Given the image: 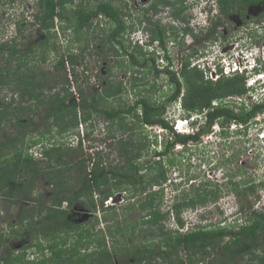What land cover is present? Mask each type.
I'll return each instance as SVG.
<instances>
[{"label": "trees", "instance_id": "16d2710c", "mask_svg": "<svg viewBox=\"0 0 264 264\" xmlns=\"http://www.w3.org/2000/svg\"><path fill=\"white\" fill-rule=\"evenodd\" d=\"M256 1L258 0H245V3L248 5ZM222 2L230 4V0ZM41 5L45 6L44 15L38 14V22L50 28L54 26L58 1L41 0ZM113 10L111 6L100 5V11L110 13ZM97 12L99 10L83 11L84 16L76 25L78 39H82L84 26L90 28V16ZM73 25V21L69 19L63 27ZM122 25L124 33L129 31L130 27L133 30L132 25L128 26L125 22ZM164 33L154 31L152 39H158L159 45L167 49V35ZM52 38L47 36L40 42L42 61L47 58L50 48H59L57 38L55 41H52ZM109 40L112 42L115 38L110 37ZM117 42L122 43V40ZM132 46L133 51L129 49ZM112 48L119 55V51L114 46ZM33 51L34 49L29 48L21 53L9 42L1 44L0 55L6 59L7 64L0 68V93L4 89H11L13 67L10 64L12 60L17 59L18 66L14 74H17L19 80L16 88L12 89L20 90L22 100L17 105L14 101L7 100L0 106V126L6 123L17 129L16 133L8 130L3 138L0 137V203H18L17 198H20L22 205L17 223L12 222L9 216L4 217L0 207V219L7 222L5 227H0V264H157L159 259L164 264H198L203 263L204 256L230 244L235 235L239 236V233L244 232H250L251 240L245 264H264V210L254 208L253 202H250L246 209L241 208L239 216L231 222L238 230L230 237L234 227H225L220 223L195 224L192 229L186 231L171 230L166 226V221L174 214L179 228H183V211L216 200L221 194V185L216 184L219 187H215L210 181H202L197 186H191L189 191L182 192L183 198L176 199L169 210L162 209L165 200L164 185L169 180L164 158L177 144L187 146L190 141H199L201 136L211 132L217 123L222 127H225V123L233 121L247 124L264 112V102L251 103L250 106L243 104L240 111L236 110V106L223 102L229 96L248 92L246 75L221 76L217 80L206 78L200 67L192 65L191 59L195 57L193 53L184 55L183 65L179 70L173 68L172 58L165 53L168 64L161 67L157 63L159 56L155 55V51L146 50L137 42L132 44L129 35L125 33L124 54L129 60V65L144 72L142 76H136L131 85L139 86L144 80L151 83L150 91L156 92L159 88L156 79L149 82L146 78L149 73L156 77L164 73L172 88L163 101L139 90L141 95L133 104H126L117 109L113 105H103L107 99L124 96L128 89L124 79L114 80L108 76L103 82V92H85L83 88H79V101L75 98L70 101L73 91H69L68 87H63L53 94L46 93V90L55 88L50 79L52 73L39 74L32 71L28 78L22 75L23 59ZM77 58L73 53H63L55 67L57 70H65L70 63L75 68ZM116 61L124 69V59ZM180 96L184 109L188 111L187 116L193 112L205 116V123L192 134L176 131L166 117L168 106ZM42 107H46L47 112L40 120V125L46 129L38 130L33 127L34 114ZM95 117H105L113 123L116 122L119 128L124 129L119 130L122 135L133 136L130 144L124 143L122 138L119 139V149L125 157V162L107 164L100 150L96 151L98 160L92 155L76 163L68 160L69 148L59 142L62 136L74 132L82 122ZM154 125L166 129L172 139L162 141L163 148L155 150L157 158L144 165L141 158L150 153L148 135L145 133L147 130L136 129ZM28 127H32V130H28ZM87 134L89 135L88 132ZM136 134L142 137H136ZM45 137L57 139L50 148L43 151L45 160H35L29 150ZM77 146L83 147L81 138H78ZM87 161L92 162L90 168ZM43 162L46 164L43 165ZM39 177L45 178L48 185L53 187V191L48 195L51 199L49 203L43 197L44 194H35ZM229 183H233L232 180ZM238 185L240 182H237ZM157 186L158 188H154ZM255 191L256 186L251 185L238 194H251ZM118 192H125L130 200L135 199L124 205V224L120 217L122 212L117 211L116 204L104 205L105 201ZM99 201L102 203V216L97 214ZM64 202L68 205L63 206ZM137 210L145 212L142 219L128 220V214ZM247 210H250V216L240 221L247 214ZM78 213H90L91 216L78 222L75 221L79 218ZM103 222L108 224L107 229H96ZM141 231H145L142 233L143 240L136 241L135 238L141 236ZM30 233L32 237L29 238ZM6 236L8 239L28 237V243L15 249L7 243L4 251L2 248H5ZM109 238L113 240L112 246L109 244Z\"/></svg>", "mask_w": 264, "mask_h": 264}, {"label": "rangeland", "instance_id": "374dc122", "mask_svg": "<svg viewBox=\"0 0 264 264\" xmlns=\"http://www.w3.org/2000/svg\"><path fill=\"white\" fill-rule=\"evenodd\" d=\"M14 1V0H13ZM14 5H10L9 0H0V43L9 42L10 40H16V48L21 51V53L28 47L34 49L33 52L28 54L23 59V70L22 73L25 76H30L32 71L35 73L42 74L43 72L52 73L51 78L52 83L55 84V90L58 91L63 87H68L69 91H73V94L70 96L69 100L75 98L76 101H79L80 94L79 88H83L85 92H94L97 93L103 92L105 85L104 80L111 76L114 80H123L124 84L127 85L128 89L124 93V96L118 97L117 99L110 98L107 99L104 107L108 105L116 106L119 109L121 106L126 104L131 105L134 103L135 99L138 98L142 91L146 95H154V98H159L163 101L168 97V94L171 92V83L166 74L162 73L159 77H156L153 73H149L146 80L149 82L156 79L157 85L159 88L156 92L150 91L151 83H146L142 81L139 83V86H132L131 83L136 76L140 77L143 75V71H138L137 69L129 65V60L127 56L123 53L122 60L124 59L125 67H116V60H120V57L116 59L113 51L109 50L107 47H110L111 43L109 41H104V47L95 46L96 43H100L101 36L103 32H99L98 36L93 35L87 29H84L82 39H78L74 35V29H65L64 32L60 34L57 38L59 43L58 50L50 48L47 52V58L41 60V50L42 46L40 42L44 37L42 33H39V22L24 23L23 15L20 14L23 10L28 9L27 4L30 2L23 0H15ZM94 0L90 1V4H93ZM34 3L33 0H31ZM86 3V2H85ZM84 3V4H85ZM88 5V2L86 3ZM34 11H39L37 6L32 7ZM256 8H259L258 6ZM200 6H195V9H189L188 14H192L190 23H186L184 26H190L192 29L191 32L184 33V36L181 38V44H178V40L173 37L167 39V49L170 57L173 59V63L176 69H180L181 63L184 59L185 54L193 53L195 57L192 58V64H197L201 70L206 69V64L203 62L205 56L210 58L207 61L212 62L218 52L222 51L223 48L221 42L224 43V46L229 45L232 41H236L235 38H229L238 35L242 32L248 34L249 28H253L252 43L256 45L257 40L260 41L261 45L264 42V37H258L260 34L264 35V23L255 22L250 25L247 24L245 27H240L234 22H227L226 26L228 27L229 32L224 34L220 32L214 33V35L206 36L204 34V18L206 14L202 12ZM257 13V10L254 11ZM253 13V14H254ZM163 16V15H162ZM136 18V19H135ZM135 21L129 17L127 21L128 26H133V30L130 27L129 31H126V35H129L132 40V44L136 42L142 45V41H145L150 32L146 33L145 30L139 31V28L145 24H141L137 21V17L134 15ZM164 24L169 22V19H163ZM150 22H146L149 25ZM173 24V22H171ZM170 23V24H171ZM239 23V22H238ZM19 25L21 28L18 29ZM179 27L183 26L178 21L176 24ZM169 26V25H168ZM243 26V24H241ZM171 27V26H170ZM179 27H176V30L179 31ZM236 27V28H234ZM206 29V28H205ZM173 29H170V32ZM182 32V31H181ZM203 33V34H202ZM106 34V33H104ZM198 36V37H197ZM227 37V39H224ZM55 41V38L51 39ZM256 40V41H255ZM249 41V40H247ZM143 43H146L143 42ZM251 44V45H253ZM258 45V44H257ZM107 46V47H106ZM152 47H147L151 49ZM133 51V46L129 47ZM5 54L7 51L4 52ZM20 52L18 55L21 54ZM73 53L77 58V64L75 68L69 63L66 69L57 70L56 64L58 59L62 54ZM203 56V58H200ZM164 62L159 58L161 65H165L166 58H163ZM5 59L0 57V66H3ZM17 59L12 60L11 65L14 66L17 63ZM106 62L107 64H104ZM192 66V65H191ZM29 68V69H28ZM108 69V70H107ZM211 77L210 75L206 78ZM15 82H18L15 79ZM12 85H15L12 84ZM16 87V85H15ZM248 92L242 95L229 96L223 100L225 104L236 106V110L240 111L241 105H251V102L258 101L261 102L264 100V95L260 92V85L256 82L253 86H247ZM50 93V91H49ZM0 100L10 97V90L4 89L1 91ZM169 107V106H168ZM82 111V110H81ZM47 108L42 107L37 113L34 114V124L33 127H36L38 130H45L46 127L40 125V120L46 115ZM188 111L182 109L176 115L167 114L166 117L175 125L177 118H187ZM195 112L191 113L190 116H193ZM176 116V117H175ZM205 121V116L203 117ZM185 125V122L184 124ZM118 123L107 120L105 117H95L92 120L82 122L79 125V128L72 133H66L62 136V140L59 141L63 143L65 148H69L68 160L71 163L79 162L84 157L87 158L90 155L94 159L98 160L99 155L96 154V151L100 150L102 156L106 163L117 164L118 162H125V157L122 155L119 147V139L122 138L125 142H130L133 136L122 135L119 130H124L119 128ZM175 128V127H174ZM29 130H32V127H28ZM11 130L16 133L17 130L14 127H10L3 123L0 126V137L3 138L5 133ZM136 130H147V139L149 140L150 153L141 158V162L144 165L152 163V161L157 158L155 150H161L162 141H169L172 139L169 132L162 128L159 125L148 126L145 129L140 128ZM185 134H192L197 131V129L192 128V126H181V130H176ZM89 133V135L87 134ZM264 132V112L260 113L257 118L249 121L247 124H242L240 122L233 121L231 123H225V127H222L220 124H216L211 132L205 133L201 136L199 141H190L187 146L183 144H177L174 149L164 158V166L167 170L169 180L164 185L165 189V200L162 204L163 210H169L171 204L177 199L181 200L182 192L189 191L191 186H197L202 181H210L213 186L221 185V194L214 201H209L207 204H200L194 208L185 209L182 213V218L185 221L183 228H179L177 224V219L174 214H171V218L166 221L167 229L175 230L179 229L180 231H186L192 229L195 224H217L220 223L223 226H228L230 228L234 227L231 222L234 221V214H240L241 208H247L250 202L254 203V208L258 210H264V140L260 139V133ZM113 133L115 136L113 137ZM33 134V133H32ZM136 137H142L140 135H135ZM134 136V138H136ZM83 137V147L78 148V138ZM45 137L39 143L33 145L29 152L32 150L39 149L34 155L31 153L35 160H45V157H41V153L47 148H50L55 142L56 137ZM82 139V138H81ZM147 140V142H148ZM157 140V142H156ZM130 144V143H129ZM128 144V145H129ZM78 148V149H77ZM143 152V151H142ZM145 152V151H144ZM93 159V160H94ZM89 168L92 165V162L87 161ZM45 165L46 163H42ZM79 166L80 163H79ZM233 174V175H232ZM232 180L233 183H229ZM237 182H240V185L237 186ZM251 185L256 186L255 193L246 194L240 193L242 190L248 189ZM219 187V186H217ZM154 188H158L154 187ZM53 191V187L49 186L46 179L39 177L36 187V196L44 194L45 200L50 202L48 195ZM119 194L118 201H111L110 203L116 204L117 211L122 212L121 218L123 219L124 224V205L128 204L130 201L135 199H128L125 192L116 193ZM183 195V194H182ZM98 197V194L96 195ZM18 203L15 202H6L0 203L2 210V215L4 217L9 216L11 221L17 223V216L21 210L22 201L20 198H17ZM68 203L64 202L63 206H67ZM106 206V202L104 204ZM102 203L99 201L97 214L102 216ZM245 217L240 219L244 221L250 216V210H247ZM86 212V211H84ZM83 212V213H84ZM128 212V211H127ZM74 212L72 213V215ZM79 214V213H78ZM72 215L69 217L72 218ZM145 215V212L142 210H137L131 214L128 220L133 221L134 219H142ZM78 220H86L91 215L88 214H79ZM242 223V222H241ZM249 224V223H248ZM7 222L3 219H0V227H5ZM107 223L103 222L98 226L103 229H107ZM145 230H147L145 228ZM238 228L234 227L231 231L232 233L237 232ZM106 231V230H105ZM141 236L135 238V240H143L142 233ZM250 232L239 233L234 236L232 242L226 246L219 247L218 250H215L212 254L204 256L203 263L198 264H245L248 256V247L251 244L249 237ZM32 237V233L29 234V238ZM119 238H123L119 236ZM28 237H14L8 239V236L4 238L5 248L8 243V246L11 248H19L24 244H27ZM229 240V238H228ZM109 244L113 245L112 238H109ZM116 244V242H114ZM3 246V247H4ZM33 257L32 254L30 255ZM201 257V255H198ZM157 264H164L161 259L157 261Z\"/></svg>", "mask_w": 264, "mask_h": 264}, {"label": "flooded vegetation", "instance_id": "af4514ba", "mask_svg": "<svg viewBox=\"0 0 264 264\" xmlns=\"http://www.w3.org/2000/svg\"><path fill=\"white\" fill-rule=\"evenodd\" d=\"M10 1V0H9ZM28 1V0H23ZM34 3L28 2L27 8L23 10L21 13L19 12V15H23V21L20 23L23 25L24 23L28 24L32 22L39 21L37 19L38 14L44 15V8L45 6L41 5V0H33ZM58 1L57 8L55 10L54 15V26L50 28L44 27V25L39 22V33H42L44 37L52 36L53 38H58L62 32L66 28L63 27L64 24L69 22V19H71L74 23L73 26L68 27L67 29L73 28L74 29V35H78L77 33V23L82 20V17L84 16L83 11L86 12H95L90 16V22L91 26L90 28L88 26H84L82 31L84 29H87L90 33H92L95 36H98L99 32H103V35L101 36L100 43H96L95 46L97 47H104V41H109L111 43L110 47H107L109 50L113 51L116 59L120 57V60H122L123 53H124V29L121 27L122 24L127 23L128 18L131 17L134 21V15L137 17V21H139L141 24H145L140 27V29H143L146 31V33L150 32V36L152 37L154 31L157 33L165 32L164 34L167 35V39L174 36L175 39L178 40V44H181V38L184 36V33L191 32L192 29L190 26H184L186 23H190V19L192 18V14H188L187 11L190 9H195V6H200L202 8V11L204 14H206L204 18V34L206 36L214 35V33L220 32L226 34L229 32V29L231 27H228L229 24L226 26L227 22H236V25H239L240 27H245L247 24L255 23V22H263L264 23V0H258L255 3L246 4L245 0H230V4L226 5L222 0H94L93 4H90L91 0H63L64 2L61 3L60 0ZM16 1H10V5H14ZM88 2V5L86 3ZM85 3V4H84ZM105 5V7L111 6L114 10L110 13H106L105 11H100V5ZM246 4V6H245ZM37 6L39 11H34L33 6ZM259 8H256V7ZM257 10V13H254V11ZM254 13V14H253ZM179 14V15H178ZM163 15V16H162ZM163 19H169V22L164 24ZM179 22L180 24H183V26L179 27L176 24V22ZM146 22H150L149 25L146 24ZM173 22V24L171 23ZM239 22V23H238ZM171 23V24H170ZM243 24V26H241ZM21 25H19L18 29L21 28ZM169 25V26H168ZM171 26V27H170ZM176 27H179V31L176 30ZM154 28V29H153ZM206 28V29H205ZM236 28V27H234ZM170 29H173L170 32ZM248 34H244L245 32H242L238 35L231 36L229 38H235L236 41H232L229 45L224 46V43L221 42L223 48L222 51H229V50H238V51H244L248 49H253L254 46L257 44H260V41L254 45L252 43V37L255 35L253 34V28H249ZM182 31V32H181ZM106 33V34H104ZM114 34V36H113ZM203 34V33H202ZM115 38V41H110L109 38ZM258 37H264V35L260 34ZM43 38V39H45ZM122 40V43L117 42L118 40ZM167 39L165 42V46H167ZM224 39H227V37H224ZM158 40V39H157ZM249 40V41H247ZM16 45V40H10ZM256 41V40H255ZM257 42V41H256ZM5 43V42H3ZM0 43V51H1V44ZM253 44V45H251ZM264 45V42L260 45ZM112 46L115 47L119 51V55L117 52L112 48ZM28 47L27 49H29ZM164 48V47H163ZM165 49V48H164ZM6 50V49H5ZM26 51V49L24 50ZM1 54V53H0ZM80 56V55H78ZM1 57V55H0ZM4 59V58H3ZM6 60V59H5ZM12 62V61H11ZM6 61L3 66H6ZM104 64H107L104 62ZM13 67V74L11 78V83L16 85L17 82H15V79L19 80L17 78V74H14V72L17 70L18 61L17 63L12 66ZM116 67H122L121 64L115 63ZM2 66H0L1 68ZM123 68V67H122ZM22 70V69H21ZM108 70V69H107ZM23 75V73H22ZM25 78H28V75L25 76ZM22 77V76H21ZM105 82V80H104ZM11 84L10 90V97L4 98L0 100V106L3 105V103L7 100L14 101V104L17 105L19 101L22 100L21 92L20 90L12 89V87L16 88L15 85ZM53 94L56 92L55 88L52 90H46V93ZM1 96V94H0ZM29 130V129H28Z\"/></svg>", "mask_w": 264, "mask_h": 264}, {"label": "clouds", "instance_id": "9594fccd", "mask_svg": "<svg viewBox=\"0 0 264 264\" xmlns=\"http://www.w3.org/2000/svg\"><path fill=\"white\" fill-rule=\"evenodd\" d=\"M142 30L143 29L139 28V31H142ZM145 41H146V43H143ZM145 41H142V46H144V48H146V50L155 51V55L159 56L158 60H157V63L161 67L167 66V64H168L167 63V59H166L165 65H161L160 62H159V58L164 62V60H163V58H165L164 54L165 53L169 54L168 53V49L162 48L159 45V41L157 39L153 40L152 37L149 34L145 38ZM147 47H152V48L151 49H147ZM251 51H253V54L250 53ZM262 52H263V45L262 46L256 45V46L253 47V49H248V50H244V51H238L236 49L229 50V51H220V52H218L219 54H217L214 58H212L213 59L212 62L207 61V59L210 58L209 56H205L203 62H205L207 70L211 69L212 63H215L218 66V70L220 71V76L218 78H220L221 76H233V75H236V74H244V75H246V82H247V78H248L249 75L246 74V73L247 72H251L253 76L257 77L256 82L259 83L260 87H263L264 86V77L258 76L259 72H264V56H263ZM196 57H199V55H197ZM200 58H203V56H200ZM223 58H227V60L230 63H232L235 60H237V61L238 60H242V61H246L248 64L250 62L249 60L251 58H253L256 61V63H255V66L253 68L247 67L244 73H235L233 75H226V74L223 73V66H224ZM172 62H173V59H172ZM172 64H173L172 65L173 68L176 69L175 66H174V63H172ZM182 65H183V61L181 63V66ZM192 65H197V64H192ZM176 70H178V69H176ZM217 79H214V80H217ZM179 102L182 105L181 96L176 101H174L173 103H171L169 105L168 110H167V114L169 113V114L176 115L179 111L184 109L183 105H182V108L178 107V103ZM192 115L193 116H190V115L187 116V118L184 120L185 125L186 126H192V128H194V129L196 128L198 130L205 123L204 118H203L204 115L200 114V113H195V114H192ZM181 119H183V118L175 119L176 120L175 125L173 124V126L175 127V130H179V131L181 130V129H178V127L176 126V124H178V122L181 121ZM81 138L83 140V137H81ZM43 155H44V153H43ZM118 193H120V192H118ZM114 196L112 198H114ZM113 201L114 200H112V202ZM109 204H112V203H109ZM109 204L106 203V205H109ZM236 216H239V214L235 213L234 214V219H235Z\"/></svg>", "mask_w": 264, "mask_h": 264}, {"label": "built area", "instance_id": "2783aa9c", "mask_svg": "<svg viewBox=\"0 0 264 264\" xmlns=\"http://www.w3.org/2000/svg\"><path fill=\"white\" fill-rule=\"evenodd\" d=\"M250 53L253 54V51H251ZM262 54L264 56V45H263ZM249 61H250L249 64L246 61H242V60H238V61L235 60L232 63H230L227 60V58H223V63H224L223 73L226 74V75H233L235 73H244L247 67L253 68L255 66L256 61L253 58H251ZM180 68H181V66H180ZM204 71H205V75L206 76L210 75L211 78H213V79H217L220 76V71L218 70V66L215 63H212V66H211L210 70L204 69ZM246 74L249 75L248 78H247V82H246L247 86H249V87L253 86L256 83L257 77L253 76L251 72H247ZM258 76L264 77V72H259ZM260 90H261L260 92L264 95V86L260 87ZM261 102H264V100L262 99ZM261 102L254 101V102H251V103H261ZM247 106H250V105H247ZM178 107L182 108V105H181L180 102L178 103ZM179 122H178V124H176L178 129H180L179 128ZM259 137H260V139L264 140V132L260 133ZM38 151H39V149L38 150L35 149V150H32L31 153H34V155H37L36 153ZM41 157H44L43 153H41ZM112 200H113V198L111 197L108 201H106V203L109 204Z\"/></svg>", "mask_w": 264, "mask_h": 264}, {"label": "water", "instance_id": "95a60500", "mask_svg": "<svg viewBox=\"0 0 264 264\" xmlns=\"http://www.w3.org/2000/svg\"><path fill=\"white\" fill-rule=\"evenodd\" d=\"M119 194H116L115 196H114V198H113V200L115 201V202H117L119 199H118V196ZM90 214V213H89ZM86 215H88L87 213H86Z\"/></svg>", "mask_w": 264, "mask_h": 264}, {"label": "bare ground", "instance_id": "6f19581e", "mask_svg": "<svg viewBox=\"0 0 264 264\" xmlns=\"http://www.w3.org/2000/svg\"><path fill=\"white\" fill-rule=\"evenodd\" d=\"M183 124H184V122H183V120L181 119V121L179 122V128H180V129H181V126H184Z\"/></svg>", "mask_w": 264, "mask_h": 264}]
</instances>
